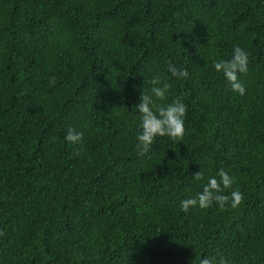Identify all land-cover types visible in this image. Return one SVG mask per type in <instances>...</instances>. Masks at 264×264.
Masks as SVG:
<instances>
[{
	"label": "trees",
	"instance_id": "1",
	"mask_svg": "<svg viewBox=\"0 0 264 264\" xmlns=\"http://www.w3.org/2000/svg\"><path fill=\"white\" fill-rule=\"evenodd\" d=\"M154 76L186 133L139 156ZM221 168L242 203L185 212ZM0 232V264H264V0H0Z\"/></svg>",
	"mask_w": 264,
	"mask_h": 264
},
{
	"label": "clouds",
	"instance_id": "2",
	"mask_svg": "<svg viewBox=\"0 0 264 264\" xmlns=\"http://www.w3.org/2000/svg\"><path fill=\"white\" fill-rule=\"evenodd\" d=\"M249 54L240 46L234 47L233 55L230 59H221L214 61V69L217 73L230 83L234 92L243 96L246 93L244 84L239 79V74L247 73L249 65ZM168 70L173 76L187 78L189 73L187 69H178L171 62L168 64ZM50 83H55V77L50 79ZM153 85L151 94L141 93V103L135 105V109L140 117V132L137 135V150L139 156H145L152 149L157 137L168 136L173 141L181 142L184 139L185 117L187 115V105L177 98L171 103H163L168 99V92L171 85L164 82L161 85L159 76H154L150 81ZM84 133L77 132L74 128H69L66 132L65 139L73 144H79L83 140ZM196 180L203 179L201 171L193 176ZM234 179L224 169H220L216 176L209 177L208 182L204 185L203 190L194 198H188L181 201L182 208L185 212L190 207H199L208 209L214 203L218 204L221 209L226 207L236 208L243 199V193L238 189H233ZM225 190H228L227 192ZM0 235H3L0 232ZM199 264H230L223 255L205 256L199 259Z\"/></svg>",
	"mask_w": 264,
	"mask_h": 264
}]
</instances>
